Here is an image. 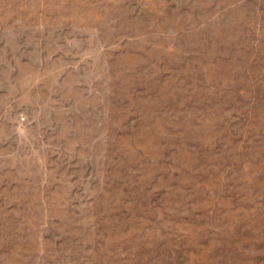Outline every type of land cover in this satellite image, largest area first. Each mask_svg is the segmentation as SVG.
I'll return each mask as SVG.
<instances>
[{
  "label": "rangeland",
  "instance_id": "obj_1",
  "mask_svg": "<svg viewBox=\"0 0 264 264\" xmlns=\"http://www.w3.org/2000/svg\"><path fill=\"white\" fill-rule=\"evenodd\" d=\"M0 264H264V0H0Z\"/></svg>",
  "mask_w": 264,
  "mask_h": 264
}]
</instances>
